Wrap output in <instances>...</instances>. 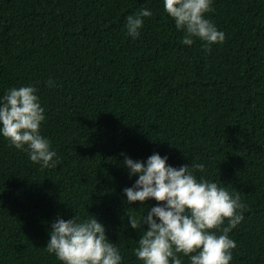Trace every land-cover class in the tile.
<instances>
[{
	"label": "trees",
	"instance_id": "16d2710c",
	"mask_svg": "<svg viewBox=\"0 0 264 264\" xmlns=\"http://www.w3.org/2000/svg\"><path fill=\"white\" fill-rule=\"evenodd\" d=\"M212 8L226 38L208 51L182 43L164 0H0V99L35 86L57 153L43 168L0 134V264H61L46 251L51 226L76 214L105 226L122 264H143V228L128 213L158 202H127L138 175L124 160L154 153L176 168L201 163L197 177L240 194L230 264H264V0ZM144 9L153 14L134 39L127 17Z\"/></svg>",
	"mask_w": 264,
	"mask_h": 264
},
{
	"label": "clouds",
	"instance_id": "9594fccd",
	"mask_svg": "<svg viewBox=\"0 0 264 264\" xmlns=\"http://www.w3.org/2000/svg\"><path fill=\"white\" fill-rule=\"evenodd\" d=\"M212 3L164 0L166 13L185 33L183 44L191 45L193 38H199L211 51L212 45L225 41V33L206 18L213 11ZM152 14L144 9L128 16V36L139 37L144 19ZM48 85L54 86V81L49 79ZM37 93L31 85L8 90L0 99V134L10 147L27 152L32 162L54 168L57 153L41 134L46 117ZM124 165L130 176L138 175L135 184L124 189L127 202H158L142 218L128 213L131 228H143L134 250L143 264H184L182 256L188 258V264H230L237 244L229 234L244 220L245 205L238 192H230L203 175L197 177V172L205 171L201 163L176 168L159 153L149 156L146 163L126 156ZM46 251L61 264H122L123 260L120 249L109 240L105 226L94 215L57 219L51 226Z\"/></svg>",
	"mask_w": 264,
	"mask_h": 264
}]
</instances>
